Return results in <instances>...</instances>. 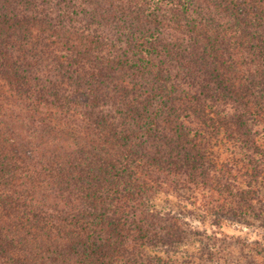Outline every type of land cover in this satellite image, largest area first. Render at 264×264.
Segmentation results:
<instances>
[{
  "label": "trees",
  "instance_id": "16d2710c",
  "mask_svg": "<svg viewBox=\"0 0 264 264\" xmlns=\"http://www.w3.org/2000/svg\"><path fill=\"white\" fill-rule=\"evenodd\" d=\"M161 192L264 264V0H0V264H178Z\"/></svg>",
  "mask_w": 264,
  "mask_h": 264
},
{
  "label": "rangeland",
  "instance_id": "374dc122",
  "mask_svg": "<svg viewBox=\"0 0 264 264\" xmlns=\"http://www.w3.org/2000/svg\"><path fill=\"white\" fill-rule=\"evenodd\" d=\"M184 197V193L161 192L152 203L155 209L161 211L172 210L175 213L182 214V217L190 222L191 232L187 234L184 244L179 245L174 254H171L172 260H176L178 264H244L243 260L238 261V263H235V261L230 262V258L235 257L239 250L235 248L233 253L229 255L233 244L231 242L229 245L228 240H223L222 237L224 235L233 236L234 238L239 236L251 242L260 236L257 229L231 222H224L221 226L212 225L211 220L203 217L200 210L191 206ZM213 231L218 232L219 239L213 240L211 238ZM202 240L208 243L211 252H217L212 262L209 261L207 254L203 258L200 257V252H202L200 243Z\"/></svg>",
  "mask_w": 264,
  "mask_h": 264
}]
</instances>
